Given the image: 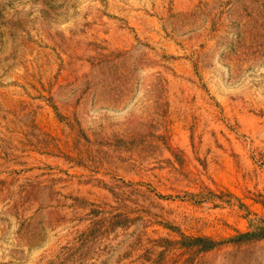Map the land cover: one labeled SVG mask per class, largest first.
Instances as JSON below:
<instances>
[{
  "label": "rangeland",
  "instance_id": "obj_1",
  "mask_svg": "<svg viewBox=\"0 0 264 264\" xmlns=\"http://www.w3.org/2000/svg\"><path fill=\"white\" fill-rule=\"evenodd\" d=\"M0 264H264V0H0Z\"/></svg>",
  "mask_w": 264,
  "mask_h": 264
},
{
  "label": "trees",
  "instance_id": "obj_2",
  "mask_svg": "<svg viewBox=\"0 0 264 264\" xmlns=\"http://www.w3.org/2000/svg\"><path fill=\"white\" fill-rule=\"evenodd\" d=\"M248 236H250V235H246V237H248ZM193 241L200 242V243H205L206 246L202 247L203 250H207V249L211 248L214 245L213 242H211V241H209L207 239H195Z\"/></svg>",
  "mask_w": 264,
  "mask_h": 264
}]
</instances>
